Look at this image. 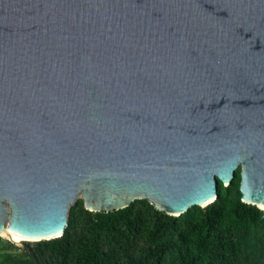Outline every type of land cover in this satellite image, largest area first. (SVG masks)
Listing matches in <instances>:
<instances>
[{"label":"water","instance_id":"obj_1","mask_svg":"<svg viewBox=\"0 0 264 264\" xmlns=\"http://www.w3.org/2000/svg\"><path fill=\"white\" fill-rule=\"evenodd\" d=\"M236 169L264 217V0H0L1 237L178 216Z\"/></svg>","mask_w":264,"mask_h":264},{"label":"trees","instance_id":"obj_2","mask_svg":"<svg viewBox=\"0 0 264 264\" xmlns=\"http://www.w3.org/2000/svg\"><path fill=\"white\" fill-rule=\"evenodd\" d=\"M240 169L218 196L175 216L144 198L124 208L89 211L82 199L56 238L23 248L16 264H264L263 210L241 200ZM11 246L12 243H9Z\"/></svg>","mask_w":264,"mask_h":264},{"label":"rangeland","instance_id":"obj_3","mask_svg":"<svg viewBox=\"0 0 264 264\" xmlns=\"http://www.w3.org/2000/svg\"><path fill=\"white\" fill-rule=\"evenodd\" d=\"M23 242L28 244L32 248L35 246L37 241L23 240ZM9 243H12L13 246H11ZM23 248L26 247L20 244H15L10 240L0 236V264H16L6 258L7 254L14 255L19 259H24L27 254Z\"/></svg>","mask_w":264,"mask_h":264},{"label":"bare ground","instance_id":"obj_4","mask_svg":"<svg viewBox=\"0 0 264 264\" xmlns=\"http://www.w3.org/2000/svg\"><path fill=\"white\" fill-rule=\"evenodd\" d=\"M261 208H264L263 205L260 206ZM9 236L15 240V241H21V240H25V238L19 236V235H15L13 233H10Z\"/></svg>","mask_w":264,"mask_h":264}]
</instances>
